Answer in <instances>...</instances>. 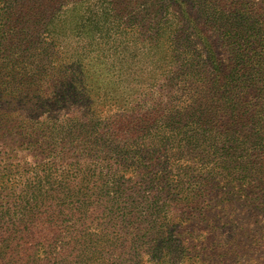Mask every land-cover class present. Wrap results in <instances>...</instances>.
<instances>
[{
  "label": "trees",
  "instance_id": "1",
  "mask_svg": "<svg viewBox=\"0 0 264 264\" xmlns=\"http://www.w3.org/2000/svg\"><path fill=\"white\" fill-rule=\"evenodd\" d=\"M245 246L264 254V0H0V264Z\"/></svg>",
  "mask_w": 264,
  "mask_h": 264
},
{
  "label": "rangeland",
  "instance_id": "2",
  "mask_svg": "<svg viewBox=\"0 0 264 264\" xmlns=\"http://www.w3.org/2000/svg\"><path fill=\"white\" fill-rule=\"evenodd\" d=\"M95 224L96 223H93V227H91V228L90 227H83L82 231L91 235V236H95L96 237V238H94L95 241L97 238H100L102 243H105V241H107V242H109V244H111V240L116 238L115 233L110 235L108 238H107V236L104 237L103 235L106 233L103 230H101L102 227H97ZM76 226H77V224H76ZM127 236L128 235H126V237ZM139 251H140V255L143 256V259L141 260L142 263L143 264H150L149 256H147V254H148L147 251L144 248H142ZM244 252L247 255L245 256L244 260L242 261L243 264H258V262L256 260L259 258H263V256H264V254L262 253V249L259 250V249H255V248H249L248 246H245ZM42 257H43L42 253H41L40 249H38L37 258L42 260Z\"/></svg>",
  "mask_w": 264,
  "mask_h": 264
}]
</instances>
